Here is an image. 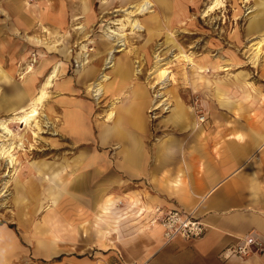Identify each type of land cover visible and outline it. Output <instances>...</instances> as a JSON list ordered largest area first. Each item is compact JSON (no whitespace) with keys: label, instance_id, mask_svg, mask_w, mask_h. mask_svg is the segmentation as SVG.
Instances as JSON below:
<instances>
[{"label":"crops","instance_id":"crops-1","mask_svg":"<svg viewBox=\"0 0 264 264\" xmlns=\"http://www.w3.org/2000/svg\"><path fill=\"white\" fill-rule=\"evenodd\" d=\"M119 1L0 0V63L15 64L24 55L22 46L29 43L32 47V41L23 40L22 32L40 27L63 31L75 23L88 27ZM150 1L159 6L171 3ZM178 1L186 6V1ZM255 1L245 28L251 42H261L257 57L250 53L249 45L244 53L235 51L237 44L241 50L240 38L239 43L231 39L233 47L217 49L222 67L211 68L207 78L200 73L191 77L205 120L198 122L184 98L174 93L152 145L148 143L151 134L146 113L150 94L143 85H124L127 98L116 105L119 98H114L116 102L106 112L109 124L103 125L96 117L93 121L95 110L81 92V78L62 75V61L52 65L50 71L56 66L57 74L61 73L53 79L60 139L70 145L87 143L91 148L54 149L51 157L27 169L17 182L13 217L21 238L1 225L0 264H131L146 260L149 264H264V0ZM47 48L56 49L55 43ZM59 50L68 54V48ZM113 57L111 72L129 78V66ZM210 61L209 66L216 65V58ZM198 68L203 70L201 65ZM33 71L28 75H35ZM105 73L109 78L101 97L113 85L109 72ZM34 90L32 85L25 87L12 114L28 108L37 93ZM4 106L0 101V108ZM111 111L114 114L108 118ZM109 143L113 148L110 155L95 148ZM86 173H111L112 180L109 186L95 183L92 192ZM155 206L192 213L206 224V232L197 239L177 236L166 242L162 227L148 226L149 213H143ZM87 221L92 227L85 242ZM248 235L263 243L261 250L246 257L227 251ZM92 250L94 259L89 257ZM28 253L32 261H17Z\"/></svg>","mask_w":264,"mask_h":264},{"label":"rangeland","instance_id":"rangeland-1","mask_svg":"<svg viewBox=\"0 0 264 264\" xmlns=\"http://www.w3.org/2000/svg\"><path fill=\"white\" fill-rule=\"evenodd\" d=\"M26 1L31 3L33 0ZM136 1L120 0L118 4L108 7V9L98 14L95 21L88 27L75 23L69 24L70 26L63 31L59 30L60 32L58 30L52 32L42 27L38 30L35 29L33 32H22L23 40L25 42L32 41L33 45L31 47V44L28 43L27 46H22L24 47V55L15 64L10 62L0 63V101L5 105L0 108V118H9L18 108L19 98H21L19 95L25 87L32 85L35 88L34 92L37 91L52 65L55 62L62 61L65 68L62 75L67 73L75 76V78H81V92L92 102L95 110L93 121L96 117L97 120L105 123L103 125L109 124L106 123L105 118L106 112L110 109L112 103L117 101L116 105L127 98V90L125 88L122 91V87L128 84L132 85L135 82L143 85L150 94V104L146 109L149 123L148 132L151 134V137H149L151 139L148 141L150 145L153 144L159 133V120L169 113L171 107L170 97L174 93L184 98L196 118L202 115L205 120V112L199 92L191 87V77L200 73L205 74L207 78L208 71L211 68H221L222 62L217 49L233 47L230 45L231 39H235L238 43L241 39V50H239V44H237L235 51L237 53L245 52V47L252 43L249 35L246 34L245 26L254 13L253 10L256 8L257 1L223 0V5L215 8L208 15H204V13L212 0H181L183 3L186 1V6L185 4L184 6L181 5L178 0H171L168 5L161 3L162 6L154 2L155 4L148 11L134 17L143 26L145 25L144 29L132 31L129 26H126L123 30H118L120 36H123L125 40L124 47L119 49L117 36L113 35L108 38L107 35L111 34L107 32L106 28L110 26L116 30L119 26V19H124L123 22H126L124 10L130 6L124 7ZM51 43H55L56 49L48 50L47 46ZM62 47L68 48L66 56L59 50ZM109 48H116L112 50L116 60L129 66V78H120L117 73L111 72V68L106 67L104 59L108 56L107 51ZM212 58H216V65L209 66L208 63L211 62L210 59ZM244 58L246 57L244 56ZM217 60L219 63H217ZM165 62L170 71V76L161 80V82L159 75L152 74V72L155 64ZM28 63L34 65L33 72L35 75H27L22 79L20 75ZM200 65L203 70H199ZM91 67L94 68V73H92L94 76L90 74L91 72L89 73ZM100 71L109 72L113 85L98 99L86 88V85L93 81ZM60 76L61 73L58 78ZM55 81L53 80L48 89L47 98L38 109L37 126L33 122L30 126L25 127L23 124L9 121L8 127L14 134L11 135L12 137L7 136V139L0 137V142L3 141L5 144L13 141V153L16 157L15 167L17 168V172L13 176L11 174L7 175V171L9 169L13 171V169L8 168L7 157L0 156V233L4 228L2 226H7L16 231L18 237L21 238L16 221L13 219L15 197L17 182L30 166L51 157L54 149L91 148L87 143L70 145L66 140L60 139L61 135L57 129L59 116L53 107ZM115 97L119 99L113 101ZM33 131L36 133L35 135L32 134ZM20 141H22V145L18 144ZM113 147L117 148L115 144ZM95 148L97 150H107L108 155L113 150L110 143L107 146L95 145ZM84 175L88 181L92 182L87 186L88 190L90 189L92 192L95 183L102 181V183L109 186L112 180L111 173H104L102 176H97L96 173H86ZM100 176L102 179H100ZM7 180L8 182L5 183ZM116 205L119 206V202ZM73 226L75 225L73 224ZM91 227L92 225L90 226V222L87 221L84 226L86 236L82 237L83 241L89 239L88 229ZM107 239L110 238L107 237ZM27 247L30 250V245ZM72 252L74 253V251ZM94 256L92 250L89 257L94 259ZM33 259L31 254L28 253L25 258H20L17 261L22 260L25 263Z\"/></svg>","mask_w":264,"mask_h":264},{"label":"bare ground","instance_id":"bare-ground-1","mask_svg":"<svg viewBox=\"0 0 264 264\" xmlns=\"http://www.w3.org/2000/svg\"><path fill=\"white\" fill-rule=\"evenodd\" d=\"M222 5H223V0H212L210 5L207 7V10H205L204 15H208L209 12H212L215 8L220 7ZM151 6H152V3L150 0H141L140 2L135 3L134 5L130 6L129 8H126L124 10V12L126 14V19H125L126 22H123L124 19L123 20L119 19L118 20L119 26L117 27L116 30L111 28L110 26H107L106 30L109 34H111V35H107V37L110 38L113 35L117 36L116 40L118 41L117 42L118 48L119 49L123 48L124 44H125V40H124L123 36L122 37L120 36L119 31L123 30L126 26H129L132 31H141L144 28V26L139 22L138 19H136L134 17L137 14H141V13L148 11ZM82 47L84 48V45ZM248 47L250 48V49L248 48L250 50V53H253V57H257V52L261 48V42L260 41L252 42L249 44ZM113 58H114L113 57V51L110 50L108 52V56L105 59L106 60L105 61L106 67L107 66L108 67L114 66ZM166 64H167L166 62L155 64V68L152 72V74L159 75V77L161 78L160 81L164 80L166 77L170 76L169 75L170 71L166 67ZM33 68H34V65L32 63H28L25 67V70L20 75V77L23 79L31 71H33ZM58 73H59V71H58ZM56 75H58V74H57V68L55 66L54 69L52 71H50V73L47 74L45 76L44 80L41 82L37 93L34 95V97H32L30 99V103H29V106L27 109H24V110H21L20 112L14 113L9 118H1L0 119V132H1L0 137L7 139L6 138L7 136H11L14 134L13 131L10 129V127H8L9 121L23 124L25 127L30 126L33 122L34 125L37 126L38 109H39V107H41V105L43 104V102L47 98V96H48L47 90L51 86L52 80L56 77ZM108 78L109 77L105 73V71H102L100 73V75L98 76V79L92 83H89L86 88L90 92H92V94L94 96L98 97V99H99V98H101V95L104 91V89H103L104 83L108 80ZM112 114H114V113H112V111L109 112L108 118H111ZM202 119H203V117L197 118L198 122H200V120H202ZM32 134L35 135L36 133L33 131ZM12 142L13 141L8 142L7 144H5L3 141L0 142V156L5 157V158L7 157L8 168L13 169V171L9 169L7 171V175L11 174L13 176L17 172V168L15 167L16 166V157L14 156L15 154L13 153L14 144H12ZM18 144L22 145V141H20ZM7 182H8V180L5 181V183H7Z\"/></svg>","mask_w":264,"mask_h":264},{"label":"built area","instance_id":"built-area-1","mask_svg":"<svg viewBox=\"0 0 264 264\" xmlns=\"http://www.w3.org/2000/svg\"><path fill=\"white\" fill-rule=\"evenodd\" d=\"M202 120L204 121V116ZM121 202L119 201V205ZM147 225L159 224L162 227V234L164 240L170 241L179 236L184 239H197L204 235L206 232V224L200 219H197L190 212H185L180 209H170L167 211L162 210L160 207L155 206L149 211ZM147 226V227H148ZM263 243L253 236H246L240 242L231 245L227 248L229 253L239 257H246L253 252L261 250ZM131 264H149L148 260L141 263Z\"/></svg>","mask_w":264,"mask_h":264}]
</instances>
